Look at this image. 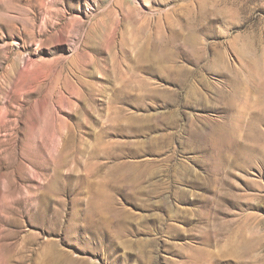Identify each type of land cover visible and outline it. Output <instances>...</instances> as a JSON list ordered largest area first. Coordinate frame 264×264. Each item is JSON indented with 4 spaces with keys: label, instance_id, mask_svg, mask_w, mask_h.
<instances>
[{
    "label": "rangeland",
    "instance_id": "rangeland-1",
    "mask_svg": "<svg viewBox=\"0 0 264 264\" xmlns=\"http://www.w3.org/2000/svg\"><path fill=\"white\" fill-rule=\"evenodd\" d=\"M0 264H264V0H0Z\"/></svg>",
    "mask_w": 264,
    "mask_h": 264
}]
</instances>
